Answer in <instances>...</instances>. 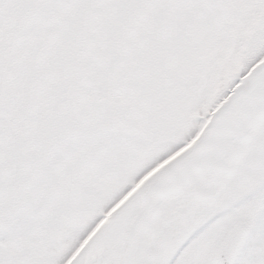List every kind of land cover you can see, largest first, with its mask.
<instances>
[{
  "label": "snow or ice",
  "instance_id": "6c2138e0",
  "mask_svg": "<svg viewBox=\"0 0 264 264\" xmlns=\"http://www.w3.org/2000/svg\"><path fill=\"white\" fill-rule=\"evenodd\" d=\"M0 264H264V0H0Z\"/></svg>",
  "mask_w": 264,
  "mask_h": 264
},
{
  "label": "rangeland",
  "instance_id": "374dc122",
  "mask_svg": "<svg viewBox=\"0 0 264 264\" xmlns=\"http://www.w3.org/2000/svg\"><path fill=\"white\" fill-rule=\"evenodd\" d=\"M231 62H232V56L229 55L228 57H226V60H225V68H224V70H227V66H228V64L231 63Z\"/></svg>",
  "mask_w": 264,
  "mask_h": 264
}]
</instances>
